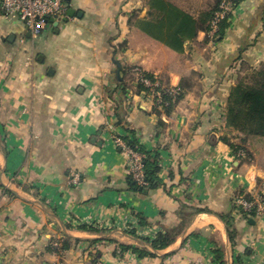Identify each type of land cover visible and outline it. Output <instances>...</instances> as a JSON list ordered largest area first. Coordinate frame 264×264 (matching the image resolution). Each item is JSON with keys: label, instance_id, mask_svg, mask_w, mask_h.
<instances>
[{"label": "crops", "instance_id": "crops-1", "mask_svg": "<svg viewBox=\"0 0 264 264\" xmlns=\"http://www.w3.org/2000/svg\"><path fill=\"white\" fill-rule=\"evenodd\" d=\"M216 3L68 0L38 37L0 6V264H264V212L237 205L264 194V136L236 158L225 121L240 73L264 65V0H240L210 38ZM135 66L183 96L154 104ZM114 135L160 152L161 185L130 187ZM174 228L166 248L143 239Z\"/></svg>", "mask_w": 264, "mask_h": 264}, {"label": "built area", "instance_id": "built-area-1", "mask_svg": "<svg viewBox=\"0 0 264 264\" xmlns=\"http://www.w3.org/2000/svg\"><path fill=\"white\" fill-rule=\"evenodd\" d=\"M68 0H0V6L4 15L9 19H19L32 33L33 37H38L50 19L59 20L67 13ZM233 0H222L218 8L214 11L209 22L207 31L210 38H216L219 34L221 24L229 21L234 12ZM135 82L142 88L147 99H151L154 104L160 107H169L176 102L183 93L181 86H166L157 75L147 74L140 66L132 68ZM115 144L125 151L130 157L129 174L133 176L139 185L147 186L144 174L143 155L132 148L120 136H113ZM239 156H246L244 150L237 152ZM240 209L246 212H255L260 215L264 212V203L258 200H249L245 197L237 201ZM63 264V263H57Z\"/></svg>", "mask_w": 264, "mask_h": 264}, {"label": "trees", "instance_id": "trees-1", "mask_svg": "<svg viewBox=\"0 0 264 264\" xmlns=\"http://www.w3.org/2000/svg\"><path fill=\"white\" fill-rule=\"evenodd\" d=\"M221 1L222 0H217L216 6L213 9L204 11L201 14V21H203L204 23H209L214 11L218 8ZM239 1L240 0H233L234 5L238 4ZM177 11H179L180 13L176 15L177 17L178 15H184L185 25L188 29L191 27V23L195 21L196 24L193 30L196 31L198 22L193 19V17H191L190 15L185 14L180 10ZM174 13L175 10L171 9V14L174 15ZM228 25L229 22L224 21L221 24L219 33L222 34L223 30ZM208 29L209 24H207L206 27L207 31ZM183 94L184 93H182L177 98L176 102L180 100ZM225 121L228 127L234 128L246 136H264V65L252 71L249 82H245L244 78L238 77L236 84L231 87L226 106ZM124 140L132 148H134L136 151L140 152L143 155L142 162L144 165L145 180L147 182V186L139 185L137 181H135L133 176L129 175L130 187L134 190L148 192L149 189L161 185L162 180L159 176V172L161 170L160 152L158 150H156L154 153L152 151H149L144 145L129 136L124 137ZM233 147H235L234 149L237 151L241 149L244 151L246 150V148L239 147L238 145L235 146L234 144ZM246 153H248L247 150ZM203 210L208 211V209ZM250 214L253 216L254 212L252 211ZM221 217L225 220L226 216L222 215ZM178 229L180 228H174L167 230L166 232H161L153 239L147 237H143V239L149 242L152 248L157 251L166 248L176 240L180 232V230ZM134 232L135 231L133 230L131 231V233ZM121 248L125 250L129 247L122 245ZM133 250L137 252L140 256L155 254L154 252L141 250L139 248H133ZM217 257L219 259L221 258V253L219 250H217Z\"/></svg>", "mask_w": 264, "mask_h": 264}, {"label": "rangeland", "instance_id": "rangeland-1", "mask_svg": "<svg viewBox=\"0 0 264 264\" xmlns=\"http://www.w3.org/2000/svg\"><path fill=\"white\" fill-rule=\"evenodd\" d=\"M1 17H2V16H1ZM60 18H62V16H61ZM46 34H49V31H47ZM46 36H47V35H46ZM27 39H28V38H27ZM257 69H258V68H257ZM254 70H255V69H254ZM254 70H253V69H245L244 71H242V72L240 73L239 78H244V79H245V82H249V81H250L251 73H252V71H254ZM236 82H237V80H236ZM247 137H248V136H247ZM244 139H246V135L241 134V141H242V143H233V144H234L235 146L238 145L239 147H244V148H245L246 146L243 144ZM234 148H235V147H233V149H234ZM246 150H247V149H246ZM246 150H245V152H246ZM238 151H239V150H238ZM238 151L234 149V152H235V154L237 155L236 158H242V159H244V158H246V157H247V159L249 158L250 154L246 153V156H239V155L237 154ZM262 184H263V187H264V182H262ZM245 198H247V199H249V200H258V201H261V202L264 203V194H261V193H260L259 197H255V198H253L252 196H251V197H247V195H246Z\"/></svg>", "mask_w": 264, "mask_h": 264}, {"label": "water", "instance_id": "water-1", "mask_svg": "<svg viewBox=\"0 0 264 264\" xmlns=\"http://www.w3.org/2000/svg\"><path fill=\"white\" fill-rule=\"evenodd\" d=\"M74 13H75V10L73 8H70L68 10V15H72L73 16ZM50 21L53 22L55 26L58 25V20H56L55 18L50 19Z\"/></svg>", "mask_w": 264, "mask_h": 264}]
</instances>
